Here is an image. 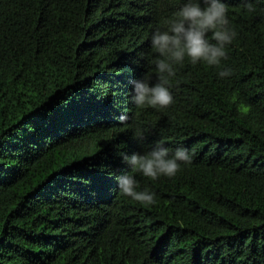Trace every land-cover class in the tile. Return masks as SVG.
<instances>
[{"label":"trees","instance_id":"16d2710c","mask_svg":"<svg viewBox=\"0 0 264 264\" xmlns=\"http://www.w3.org/2000/svg\"><path fill=\"white\" fill-rule=\"evenodd\" d=\"M186 2L0 0V264H264V0H223L230 77L185 59L170 107L132 102ZM158 144L191 163L136 174L146 206L117 178Z\"/></svg>","mask_w":264,"mask_h":264},{"label":"clouds","instance_id":"9594fccd","mask_svg":"<svg viewBox=\"0 0 264 264\" xmlns=\"http://www.w3.org/2000/svg\"><path fill=\"white\" fill-rule=\"evenodd\" d=\"M241 5L249 13L256 10L252 0H241ZM228 14V4L223 0H187L178 11L163 21L165 27L154 30L151 49L156 56L150 63L157 72L156 83H151V72L142 79L131 82L132 102L137 109H166L174 103L169 88L170 79L176 76L174 66L183 64L185 59L192 65L205 63L215 67L220 78L232 75V70L222 64V61L228 59L227 46L237 36ZM129 119L130 117L123 115L119 121L127 126ZM134 138L139 141L144 139L140 128L136 129ZM123 160L129 166L130 172L117 178L120 194L150 206L156 202V194L147 187L142 191L138 190L136 174L152 181L162 176L173 178L183 165L191 163V155L185 148H178L170 155L169 149L158 144L143 153L123 154Z\"/></svg>","mask_w":264,"mask_h":264}]
</instances>
